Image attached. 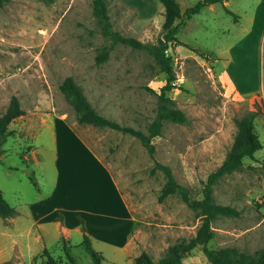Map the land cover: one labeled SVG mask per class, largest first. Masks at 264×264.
I'll use <instances>...</instances> for the list:
<instances>
[{
  "label": "rangeland",
  "instance_id": "374dc122",
  "mask_svg": "<svg viewBox=\"0 0 264 264\" xmlns=\"http://www.w3.org/2000/svg\"><path fill=\"white\" fill-rule=\"evenodd\" d=\"M185 11L199 0H177ZM113 28L143 42L163 34L159 0H107ZM166 52L173 59L171 103L187 117L167 120L151 154L141 140L78 120L60 85L73 76L101 114L147 131L167 75L144 49L111 43L93 13V0H6L0 5V115L17 95L0 156V189L17 209L0 216V263L94 264L82 222L105 264L159 260L172 243L195 236L201 218L179 194L160 199L166 176L156 163L202 197L208 175L232 148L236 120L255 111L262 147L243 167L214 185V198L239 210L213 221L211 248L255 253L264 248V0H222L186 19ZM66 243L68 251H66ZM69 252V254H68ZM183 264H211L202 246Z\"/></svg>",
  "mask_w": 264,
  "mask_h": 264
},
{
  "label": "trees",
  "instance_id": "16d2710c",
  "mask_svg": "<svg viewBox=\"0 0 264 264\" xmlns=\"http://www.w3.org/2000/svg\"><path fill=\"white\" fill-rule=\"evenodd\" d=\"M4 1L6 0H0V5ZM159 1L165 7L163 34L157 43H149L132 36L123 35L115 30L109 15L107 0H93V13L102 26V33L111 39V43L105 46L97 55V62L100 63L108 58L114 44L124 43L134 48L146 50L155 58L161 69L167 75L166 83L161 87L159 93L157 115L149 124L147 131L121 124L98 112L73 76H67L60 85L62 92L75 109L78 120L81 123L99 127H110L125 133H130L138 137L151 154L155 152L153 138L161 133L165 121L171 120L183 123L187 120L185 112L175 107L167 95V91L175 87L176 74L173 59L166 50L171 42L178 39L177 34L186 19L200 12L205 5L221 2L222 0H199L192 6H189L185 11H182L181 5L177 0ZM22 114H24V109L21 106L19 97L12 95L6 111L0 115V156L4 153L3 145L11 134L9 128L10 123ZM256 114L255 111H250L242 118L236 120L238 130L233 146L227 152L222 163L208 175L207 182L202 189L201 198H196L191 195L189 187L176 179L170 166L160 162L156 163L157 167L162 169L166 176V182L161 189L160 199L164 200L171 194H179L191 208L197 211L201 218V224L195 236L172 243L159 260L154 261L148 252L142 251L135 257L136 264H183L184 258L197 246H202L203 252L211 264H264V248L259 249L255 253H250L234 245L219 248H211L208 246L209 241L215 236L213 221L219 216H235L239 214V210L236 207L215 201L213 195L214 185L224 176L242 169L244 158H254L255 152L262 147L261 140L254 131ZM16 214V207L10 204L0 189V216L8 218ZM81 230L83 244L94 264H105L102 254L94 248L91 237L86 232L83 222ZM64 244L66 245V243ZM66 251H68L67 245ZM43 257L45 264H61L50 253L48 248L43 250ZM69 257L72 264H78L76 259L70 256V254ZM0 264H15V262L6 260Z\"/></svg>",
  "mask_w": 264,
  "mask_h": 264
}]
</instances>
